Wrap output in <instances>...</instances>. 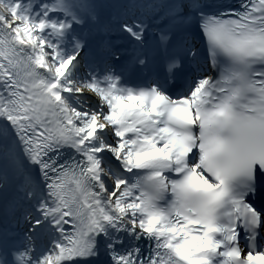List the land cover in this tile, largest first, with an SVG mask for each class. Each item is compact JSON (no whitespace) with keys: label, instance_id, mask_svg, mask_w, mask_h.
<instances>
[{"label":"snow or ice","instance_id":"snow-or-ice-1","mask_svg":"<svg viewBox=\"0 0 264 264\" xmlns=\"http://www.w3.org/2000/svg\"><path fill=\"white\" fill-rule=\"evenodd\" d=\"M0 264H264V0H0Z\"/></svg>","mask_w":264,"mask_h":264}]
</instances>
